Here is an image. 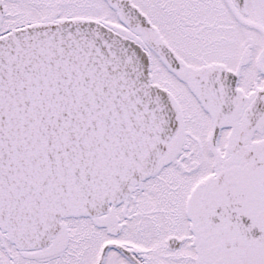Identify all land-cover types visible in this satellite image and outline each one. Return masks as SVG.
Segmentation results:
<instances>
[{
	"label": "snow or ice",
	"instance_id": "1",
	"mask_svg": "<svg viewBox=\"0 0 264 264\" xmlns=\"http://www.w3.org/2000/svg\"><path fill=\"white\" fill-rule=\"evenodd\" d=\"M0 264H264V0H0Z\"/></svg>",
	"mask_w": 264,
	"mask_h": 264
}]
</instances>
